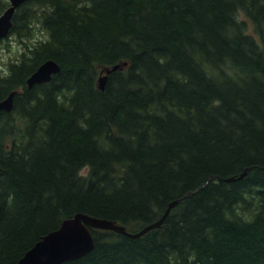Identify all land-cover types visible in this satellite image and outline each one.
Segmentation results:
<instances>
[{"label": "trees", "instance_id": "1", "mask_svg": "<svg viewBox=\"0 0 264 264\" xmlns=\"http://www.w3.org/2000/svg\"><path fill=\"white\" fill-rule=\"evenodd\" d=\"M13 23L0 264L75 214L136 232L176 200L140 237L91 228L63 264H264V0H27ZM49 59L60 71L29 88Z\"/></svg>", "mask_w": 264, "mask_h": 264}, {"label": "water", "instance_id": "2", "mask_svg": "<svg viewBox=\"0 0 264 264\" xmlns=\"http://www.w3.org/2000/svg\"><path fill=\"white\" fill-rule=\"evenodd\" d=\"M10 6L0 15V39L8 37L13 27V18L16 9L27 0H9ZM127 63L116 64L112 67H105L101 71L98 86L101 89L106 87L109 74L112 71L121 69ZM60 71L59 64L50 59L41 64L27 79V86L32 88L34 85L49 82L53 76ZM17 91H12L6 98L0 100V113L11 111L14 106V97ZM247 170L238 177L229 178V181L243 179ZM176 200L169 205L162 218L144 226L141 230L130 232L125 226L116 221L94 217L88 214L78 213L73 217L65 219L61 226L47 233L16 264H63L66 261L81 258L91 252L95 246V237L91 230L103 229L113 230L129 237H140L151 229L160 227L169 215L172 208L179 202ZM1 213V206H0Z\"/></svg>", "mask_w": 264, "mask_h": 264}, {"label": "rangeland", "instance_id": "3", "mask_svg": "<svg viewBox=\"0 0 264 264\" xmlns=\"http://www.w3.org/2000/svg\"><path fill=\"white\" fill-rule=\"evenodd\" d=\"M21 49L22 45L16 40L15 36L9 35L0 43V73H6L9 62L19 57Z\"/></svg>", "mask_w": 264, "mask_h": 264}, {"label": "bare ground", "instance_id": "4", "mask_svg": "<svg viewBox=\"0 0 264 264\" xmlns=\"http://www.w3.org/2000/svg\"><path fill=\"white\" fill-rule=\"evenodd\" d=\"M49 60H50V59H49ZM45 62H46V61H45ZM43 63H44V62H43ZM43 63H42V64H43ZM66 219H68V218H66ZM64 220H65V219H64ZM64 220H63V221H64ZM63 221H62V222H63ZM61 224H62V223H61ZM60 226H61V225H60ZM57 229H58V228H57ZM55 230H56V229H55ZM52 231H53V230H52Z\"/></svg>", "mask_w": 264, "mask_h": 264}]
</instances>
